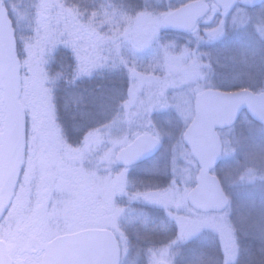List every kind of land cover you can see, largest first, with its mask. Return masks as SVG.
I'll list each match as a JSON object with an SVG mask.
<instances>
[{"label": "snow or ice", "instance_id": "6c2138e0", "mask_svg": "<svg viewBox=\"0 0 264 264\" xmlns=\"http://www.w3.org/2000/svg\"><path fill=\"white\" fill-rule=\"evenodd\" d=\"M186 7L190 5L176 0H141L139 12H158L157 28L163 30L175 27L168 21ZM260 19L264 21V9ZM180 30L191 37L185 49L193 40L197 49L204 44L215 46L226 35V28L219 26L203 34L198 26L194 31L191 28ZM244 31L245 28L236 29V54L220 53L217 63L221 56L228 63L255 61L256 50L246 36L239 35ZM111 43L116 48L122 46L118 38H112ZM123 43L128 45L135 61L137 42L131 39ZM175 44L162 41L155 55L161 56L162 52L166 55ZM83 51V63L75 55L70 57L77 71L62 77L51 96L45 95L42 103H33L26 92H19L15 112L9 113L0 101V146L10 144L13 147L8 161L11 174L7 189L11 197L7 203L4 202L5 189L0 188V264H14L3 249L6 235H11L13 230L31 234L39 245L31 251L43 259H35L30 264H85L74 258H61L56 253L102 230L97 216L100 209L105 210V221L109 225L115 222L125 235L140 230L147 232L157 226L147 211L149 208L163 211L175 225L177 236L186 237L185 244L194 243L206 230L202 224L207 216L204 219L189 217L190 223L184 225L176 203L178 196L183 197V194H176L174 187L181 183L177 178L178 162L175 155L165 149L160 134L149 131L147 107L132 101L134 90L142 89L145 81L154 78L157 71L164 74L160 78L163 83L170 72L168 65L162 64L151 73L141 72L134 63L120 56H104L99 47L94 55L89 54L88 48ZM207 55L211 64L212 54ZM260 63L264 66V48L260 52ZM122 73L128 82L123 95L111 84H86L97 79L109 81ZM202 83L201 94L215 91L227 95L240 90L224 73H213L211 81ZM0 95H3L2 90ZM160 180L164 181L162 186L157 182ZM97 183L118 185L124 203L116 204L113 200L108 205L96 197L90 188ZM208 215H211L210 210ZM228 219H231V212ZM260 219L264 223V214ZM261 231L264 232V228ZM216 237L220 239L219 233ZM183 264L209 262L205 253L192 249ZM214 264H229L222 242L221 256L214 259Z\"/></svg>", "mask_w": 264, "mask_h": 264}, {"label": "rangeland", "instance_id": "374dc122", "mask_svg": "<svg viewBox=\"0 0 264 264\" xmlns=\"http://www.w3.org/2000/svg\"><path fill=\"white\" fill-rule=\"evenodd\" d=\"M3 1L6 0H0V47L12 57L13 65L0 85V90L3 92L0 101L9 113H14L16 95L19 92H26L31 102L36 104L44 100L46 94L42 86L45 88V84H42L44 82L41 80L45 78V66L41 64V60H34L33 64L32 58L33 65L26 76L35 75L36 82L34 80L31 82V79L28 81L22 75L17 55L14 22ZM117 1H120L119 4L104 6L106 8L89 15L84 18L85 20L81 19L86 15L79 16L75 11L70 12L71 10L59 0L57 2L46 0L47 4L43 0L42 5L40 1L37 8L33 7L32 11L26 13L19 11L15 6L13 15L17 17L15 22H19L16 28L30 27L39 33L37 36L42 40L49 35V30L43 28L42 31L39 28L42 22L51 18L60 19L59 23L62 25L54 34L68 35L69 40H73L71 50L81 63L85 60L83 49H90L89 54L94 55L95 49L99 47L103 49L104 56L110 58L120 56L124 61L134 63L141 72L151 73L162 64L168 65L170 72L163 83L160 78L164 74L157 71L154 78L145 81L142 89L134 90L132 101L138 102L140 107H147L149 131L160 134L165 149L173 153L178 162L177 178L181 183L174 187L176 194H183V197L178 196L176 203L179 205V213L184 225L190 223L189 217L204 219L207 216L208 218L202 224L206 230L197 236L192 244H185L186 237L177 236L175 225L159 208L147 209L157 225L155 228L147 232L144 230L129 232L127 235L116 226L115 222L109 225L104 219L105 210L100 209L97 211V216L101 229H110L118 237L123 251L122 264H178L187 259L192 249L205 253L208 248L215 249L217 246L218 255L205 253L209 264H214V259H219L221 256V242L229 258V264H264V232L261 231L264 223L260 219L264 214V158H262L264 146L258 143L264 140V128L244 114L234 128L221 132L225 151L223 163L216 174L231 199V205L227 211L211 213L210 216L194 211L188 204L187 198L196 186L199 167L183 142L185 131L194 120L195 98L201 94L202 82L211 81L213 73L226 74L240 89L264 91V66L260 63V52L264 48L262 42L264 21H261L260 17L264 6L251 9L246 4V0H238L233 10L224 13L213 0H176L177 3L187 5L199 1L208 3L211 7L210 13L200 21L199 25L202 34L206 30L213 31L217 26L226 28V35L219 44L215 45L219 49L211 55V64H209L207 54L209 49L211 51L215 46L204 44L197 49L193 40L188 45V49H185L184 45L191 39L187 32L170 27L158 30L156 20L159 13L139 12L141 0H135L136 3L133 0ZM32 12L34 13L31 15ZM48 12L51 14L49 18ZM237 28H245V31L239 35L246 36L256 50L255 61L238 60L235 63H228L221 56L220 63H217L219 51L223 55L236 54L234 41L238 35ZM154 35L156 39L152 38ZM112 38H118L122 46L114 47L111 43ZM131 39L137 42L138 51L135 61L129 53L128 45L123 43L124 40ZM162 41H174L176 44L168 49L166 55L162 52L161 56H156L155 53L161 47ZM254 43L257 44L256 48ZM39 66V70L34 69ZM12 151L13 147L10 144L0 146V155L3 157L0 159V184L5 189V203L11 197L7 183L11 174L8 161ZM259 157L263 160L258 165L263 167L249 168V165H257L254 162ZM240 164L244 165L243 168ZM157 182L161 186L164 183L163 180ZM90 190L108 205H111L113 200L116 204L124 203L120 198L121 189L116 184L97 183L92 185ZM168 199L171 203V193ZM229 212H231L230 220ZM176 214L173 212V215ZM217 219L221 222H215ZM120 223H124L122 217ZM216 233H219V240ZM4 242L8 246L14 264H30L35 259H42L31 251L34 246H39L31 234L13 230L11 235H6ZM181 252L183 254H180Z\"/></svg>", "mask_w": 264, "mask_h": 264}, {"label": "water", "instance_id": "95a60500", "mask_svg": "<svg viewBox=\"0 0 264 264\" xmlns=\"http://www.w3.org/2000/svg\"><path fill=\"white\" fill-rule=\"evenodd\" d=\"M215 1L217 4H223L222 7L227 13L236 0ZM246 3L250 8L264 4L261 0H246ZM208 11L206 4L195 3L177 13L168 23L175 25L170 28L194 30L199 19L205 17ZM12 64V57L0 47V85ZM194 111V120L186 130L183 141L197 161L200 171L197 185L188 195V202L200 213H209V210L210 213L223 212L229 207L230 201L220 179L213 174L222 161L224 151L219 131L235 126L244 112L264 127V93L241 90L225 95L208 91L196 97ZM0 188H3L1 184ZM3 249L8 259L13 261L4 241ZM56 254L61 258L84 261L85 264L122 263L120 242L109 229H102L82 240L74 241L57 250Z\"/></svg>", "mask_w": 264, "mask_h": 264}, {"label": "trees", "instance_id": "16d2710c", "mask_svg": "<svg viewBox=\"0 0 264 264\" xmlns=\"http://www.w3.org/2000/svg\"><path fill=\"white\" fill-rule=\"evenodd\" d=\"M40 1L42 5L43 0H6L3 2L7 7V11L10 13L11 19H13L12 21L14 22L17 55L19 57L18 60L20 63L22 75L25 76L28 81H30L31 79V82L32 80L36 82V80L34 79L35 75L32 77H27L26 75L30 72L32 65L34 64V60H41V64L43 63L45 66V70L43 69L45 78L41 80V82H44L42 84H45V88L41 85L44 90L42 91L46 95L51 96L52 89L57 87L61 78L66 77L72 74L73 72H76L77 67L75 64L71 63L70 61V57L72 55H75L74 52L71 50L73 40L72 39L69 40L68 35L65 36L64 34L62 35L61 33L54 34L56 30H60V26L62 25L61 23H59L60 19L51 18L49 21L44 20L42 22L39 28H41L42 31L43 28H45L47 31L49 30V35H46L44 40H42L41 37H38L37 34L39 33H36L35 30L30 27L25 26L22 29L16 28L19 22H15L17 17L16 15L15 16L13 15L14 7L16 6V8L19 11L26 13L32 11L33 7L37 8V6H39ZM59 1L69 10H71L70 12L75 11L79 16L86 15L81 20H85L84 18L89 17V15L99 12L102 8L103 9L106 8L104 6L116 5L119 4L120 2V1L118 2L117 0H59ZM52 2H57V0H52ZM133 2L136 3L135 0H133ZM33 13L34 12H32L31 15ZM47 16L48 18L51 16L50 12L47 13ZM56 25H58V27ZM230 47H232V45ZM69 49L71 51H69ZM218 49L219 47L215 46L211 49V51L209 49L208 53L214 55ZM25 54H27L26 58H25ZM32 58H33V64H31ZM40 66L34 69L39 70ZM46 75L48 76V78H46ZM99 83L111 84L116 88L120 89L121 95H123V90L127 87L128 82L125 79L123 73L109 81H100L97 79L91 82H86L88 86H93ZM116 111L118 112L119 109H116ZM109 115H111V112H109ZM258 143L264 146L263 139ZM262 153H264V151ZM262 158H264V156ZM262 160L263 159L259 157V159L256 162H254L257 165H249L248 167L249 168L251 167L257 168L258 166L263 167V165H260L262 163ZM259 162L260 164L258 165ZM240 165H242L243 168L244 165L243 164ZM205 251L208 252V255H218L219 252L217 246L215 247V249L208 248ZM178 264H183V263L181 262Z\"/></svg>", "mask_w": 264, "mask_h": 264}, {"label": "flooded vegetation", "instance_id": "af4514ba", "mask_svg": "<svg viewBox=\"0 0 264 264\" xmlns=\"http://www.w3.org/2000/svg\"><path fill=\"white\" fill-rule=\"evenodd\" d=\"M260 79V78H259Z\"/></svg>", "mask_w": 264, "mask_h": 264}]
</instances>
